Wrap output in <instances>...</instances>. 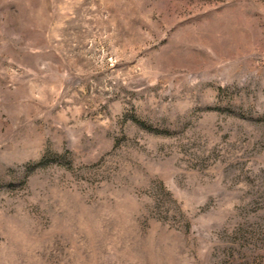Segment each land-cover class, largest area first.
<instances>
[{
  "label": "rangeland",
  "instance_id": "374dc122",
  "mask_svg": "<svg viewBox=\"0 0 264 264\" xmlns=\"http://www.w3.org/2000/svg\"><path fill=\"white\" fill-rule=\"evenodd\" d=\"M0 264H264V0H0Z\"/></svg>",
  "mask_w": 264,
  "mask_h": 264
}]
</instances>
